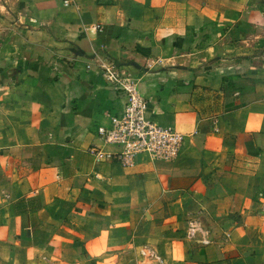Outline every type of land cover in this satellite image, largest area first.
<instances>
[{
  "label": "crops",
  "instance_id": "crops-1",
  "mask_svg": "<svg viewBox=\"0 0 264 264\" xmlns=\"http://www.w3.org/2000/svg\"><path fill=\"white\" fill-rule=\"evenodd\" d=\"M110 63L175 161L90 152ZM0 264H264V0H0Z\"/></svg>",
  "mask_w": 264,
  "mask_h": 264
},
{
  "label": "built area",
  "instance_id": "built-area-1",
  "mask_svg": "<svg viewBox=\"0 0 264 264\" xmlns=\"http://www.w3.org/2000/svg\"><path fill=\"white\" fill-rule=\"evenodd\" d=\"M102 30L103 27L98 26V31ZM103 77L112 89L125 93L126 103L123 113L113 116L109 127L98 129L99 138L104 145L113 146L117 151H102L92 147L90 152L95 159L117 162L124 168L134 167L141 155L147 156L151 161H175L190 135L152 121L147 115L149 101L139 94L132 84L128 85L127 77L119 72L115 64L108 65ZM195 226L193 222L190 223V238L195 236ZM201 242L208 243L206 240Z\"/></svg>",
  "mask_w": 264,
  "mask_h": 264
}]
</instances>
